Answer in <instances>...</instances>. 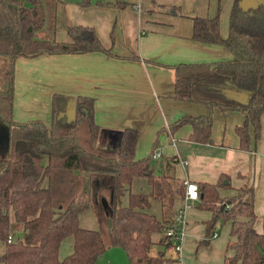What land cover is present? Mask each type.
I'll return each mask as SVG.
<instances>
[{"label":"trees","instance_id":"16d2710c","mask_svg":"<svg viewBox=\"0 0 264 264\" xmlns=\"http://www.w3.org/2000/svg\"><path fill=\"white\" fill-rule=\"evenodd\" d=\"M192 21V39L224 45L232 57L172 66L174 85L169 96L203 104L209 111L184 114L167 127L173 131L189 124L188 139L207 143L212 109L236 110L244 115L235 126L239 147L249 149L250 129L253 140H258L264 111V3L242 10L234 0L225 37L219 32L218 14L193 16ZM42 23L36 0H0V55L8 58V67L0 74V240L4 242L0 262L93 264L107 248L120 246L130 264H176L163 255L165 233L158 235L171 224L185 186L174 174L154 170L150 155L134 156L136 129L114 133L98 125L93 97L87 95L54 93L49 123L12 119L16 58L94 50L111 55L90 26L68 25L70 40L58 41L37 37ZM227 89L246 97L237 99ZM137 178L145 179L146 191L132 189ZM226 185L223 177L216 183L197 184L198 206L210 212L205 235L212 234L218 221L230 222V239L219 264H264V217L257 230L253 202L237 194L221 197L218 188ZM109 186L111 197L102 201ZM87 208L97 228L79 225L78 214ZM67 236L71 251L59 259V245ZM154 245L161 249L151 251Z\"/></svg>","mask_w":264,"mask_h":264},{"label":"crops","instance_id":"0c3cea01","mask_svg":"<svg viewBox=\"0 0 264 264\" xmlns=\"http://www.w3.org/2000/svg\"><path fill=\"white\" fill-rule=\"evenodd\" d=\"M87 1V4L82 3L86 0L55 2L51 39L69 41L68 25L90 26L111 55L94 50L16 58L13 61L12 119L19 122L40 119L49 123L54 93L91 96L98 125L114 133L124 128L137 130L136 158L149 156L155 148L161 150L157 166L152 167L154 170H163L182 181L189 179L197 184L216 183L223 177V184L228 185L219 186L221 197L235 195L242 186H250L251 191L242 198L253 202L254 225L260 230L264 217V111L260 115L258 140H253L250 129L249 149L239 147L235 126L244 121V115L236 110L212 109L211 141L207 143L188 139L189 124L173 131L167 127L184 114L199 115L209 111L203 104L169 96L174 85L172 66L232 57L224 45L197 41L191 36L193 16L218 14L219 32L225 37L234 0ZM0 59L5 61L2 56ZM4 87L7 88L6 81ZM226 91L240 100L246 97L241 91ZM171 135L176 138L175 145L170 143ZM183 159L187 161L185 165L180 162ZM199 203L200 196L185 209L187 232L182 245L189 241V235L209 240V236L198 233L202 223L210 217V212L200 208ZM222 227L227 242L230 222ZM212 233L216 235L211 237L218 236L215 230ZM160 249L161 246H156L155 251ZM224 254L213 264L221 263ZM180 259L181 253L176 264H180Z\"/></svg>","mask_w":264,"mask_h":264},{"label":"rangeland","instance_id":"374dc122","mask_svg":"<svg viewBox=\"0 0 264 264\" xmlns=\"http://www.w3.org/2000/svg\"><path fill=\"white\" fill-rule=\"evenodd\" d=\"M37 1V8H39L40 12L43 15V23L42 26L37 30V37L44 38V39H51L53 37V5L57 0H36ZM2 56V55H0ZM5 61L0 59V74L6 70L8 67V58L2 56ZM71 115L72 111L68 110L67 112ZM158 158H149V164L151 167L157 166ZM135 183L132 184L133 190H144L148 189L147 184L145 183L144 178H137ZM84 186L87 185V177L83 178ZM241 190H238L236 193L240 197H243L245 193L248 192L247 185L242 186ZM106 193V196L109 194V190H103ZM220 192L223 193L221 190ZM78 222L80 226L87 227V228H97L98 224L95 219V216L90 208H87L81 211L78 214ZM216 224L218 226L214 227L213 231L215 230L218 233L217 237L209 236V240L206 239L204 241L201 238H194L189 235L187 239L188 242H185L182 245L181 250V259L180 264H213L215 261L221 257L226 250V243L225 242V235L223 231V223L218 221ZM200 236L205 235V222L202 223V227L198 230ZM214 240V242H213ZM224 241V242H223ZM224 243V244H223ZM213 247V248H212ZM4 249V242L0 240V254L3 252ZM156 245L152 247L151 251H155ZM71 251V236H67L64 238L58 249V257L59 259H63L68 253ZM0 264H2L0 262ZM93 264H130L125 253V250L120 246H112L107 248L103 253H101L93 262Z\"/></svg>","mask_w":264,"mask_h":264},{"label":"built area","instance_id":"2783aa9c","mask_svg":"<svg viewBox=\"0 0 264 264\" xmlns=\"http://www.w3.org/2000/svg\"><path fill=\"white\" fill-rule=\"evenodd\" d=\"M170 143L172 145L176 144V138L171 135L170 136ZM161 156V150L159 148H155L151 151L150 157L151 158H159ZM182 165L186 164V160H180ZM185 190H184V196L181 205L178 207L175 216L171 222L166 228H165V236L167 244L164 247L163 255L165 257L175 259L177 260L180 257L181 249H182V241L186 235L187 232V219L185 216V209L194 200H197L199 198V190L197 183L185 179L183 181ZM227 205L226 207H228ZM216 233H212L211 236H215ZM11 236L8 237V241L11 240ZM145 264V263H142Z\"/></svg>","mask_w":264,"mask_h":264},{"label":"water","instance_id":"95a60500","mask_svg":"<svg viewBox=\"0 0 264 264\" xmlns=\"http://www.w3.org/2000/svg\"><path fill=\"white\" fill-rule=\"evenodd\" d=\"M264 3V0H237V5L239 8H241L242 10H247L249 8H253V7H256L257 5L259 4H263ZM28 30H30V26H28L27 28ZM111 186L108 187V190H109V194L108 196H106V193H105V198L103 197L102 198V201H104L105 199H110L111 197ZM21 236V233L19 234Z\"/></svg>","mask_w":264,"mask_h":264}]
</instances>
